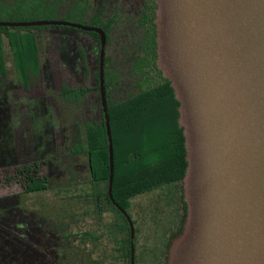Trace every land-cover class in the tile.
<instances>
[{
	"label": "trees",
	"instance_id": "16d2710c",
	"mask_svg": "<svg viewBox=\"0 0 264 264\" xmlns=\"http://www.w3.org/2000/svg\"><path fill=\"white\" fill-rule=\"evenodd\" d=\"M156 7L154 0H147L143 16L138 20V32H133L128 30L127 22L119 26L117 16L105 15L107 3L95 8L87 0H0V22L62 20L99 28L106 36L104 98L113 148L112 195L124 211L131 212L135 198L149 193H158V197L152 206L137 213L138 219L132 223V239L125 216L115 210L108 217V208H104V264H130L131 241L134 264H140L142 259L138 261L136 249L142 252L146 247L139 243V238L148 239L150 234L145 235L143 230L150 229L162 239L161 251L156 256L150 248L147 250L152 255L151 263L167 264L168 248L183 231L186 220L184 136L178 124L179 103L170 82L156 64ZM51 28L0 26V89L6 79L26 87L30 76L38 74L42 53L39 38L45 29ZM81 33L99 44V34ZM113 33L117 34L116 38ZM94 79L98 82V71ZM92 92H97L99 97V87H63L56 96L63 143L58 145L52 159L65 175L55 173L48 178L42 163L35 171L32 165L24 168V177L21 173L12 176L28 179L31 174L38 180L29 203L35 212L51 221L63 246L70 218L77 224L78 238L81 236L83 189L77 168L82 165L86 141L89 150L99 154V163L104 168L102 193L107 199L109 142L105 118L101 112L100 121L88 120L83 108ZM145 216L150 226L145 223Z\"/></svg>",
	"mask_w": 264,
	"mask_h": 264
},
{
	"label": "water",
	"instance_id": "95a60500",
	"mask_svg": "<svg viewBox=\"0 0 264 264\" xmlns=\"http://www.w3.org/2000/svg\"><path fill=\"white\" fill-rule=\"evenodd\" d=\"M156 64L178 101L186 168L183 231L167 264H264V0H154ZM4 27L64 26L99 34L104 98L105 34L67 21L0 22ZM130 264H134L131 241Z\"/></svg>",
	"mask_w": 264,
	"mask_h": 264
},
{
	"label": "flooded vegetation",
	"instance_id": "af4514ba",
	"mask_svg": "<svg viewBox=\"0 0 264 264\" xmlns=\"http://www.w3.org/2000/svg\"><path fill=\"white\" fill-rule=\"evenodd\" d=\"M89 6H94L93 0H87ZM110 1V0H106ZM101 4L99 7H102L105 3ZM147 0H143L141 8L138 9L139 15L136 17L135 22L138 24V20L143 16L144 9L146 6ZM97 7V8H99ZM106 16L115 15L117 16V21L121 20V17L114 10L110 11L106 8ZM62 21V20H55ZM73 23V22H71ZM78 24V23H76ZM128 24V23H127ZM83 25V24H82ZM53 30H69L76 33H79L83 36L85 32L80 29H73L70 27L64 26H52ZM88 37V36H87ZM90 40V38L88 37ZM100 39V36H99ZM91 41V40H90ZM106 41V36H105ZM97 46L98 56L96 58L97 63V71L99 73V44L94 43ZM106 49V42H105ZM104 49V53H105ZM78 56L81 60L83 58V54L80 50H78ZM39 62V71L38 74L44 73L46 76L44 80L47 82L52 73V70H47L45 68L44 56H40ZM98 59V61H97ZM8 80V79H6ZM9 85H13L16 87H21L19 83L13 82V80H8ZM6 83V81H5ZM3 83L2 86L6 85ZM8 85V86H9ZM97 87H99V81L97 82ZM85 88V87H82ZM87 88V87H86ZM105 90V84H104ZM99 116L97 119L93 120H101V100H100V92H99ZM8 111V109H7ZM1 115V112H0ZM12 115L6 112L5 118L3 120V125L5 126L8 135L7 139L1 136L2 141H0L1 148H3L0 152V160L4 162V166H8L12 160L13 156H15V152L17 149V145L14 140H11V132L7 129V126L11 124L10 118ZM37 117L39 118V123L36 122V117H31L30 126L33 129L30 130L29 133H32L37 138L36 144H31L27 147V156H30L31 159H28L29 163L22 166V168L15 167V170H3V178L0 180L1 189H5V194L0 196V264H104V216L105 212L104 208L107 209V216L109 217L111 214H115V210L120 213V210L114 205L112 200L108 195V181H109V162H108V180H107V199L104 197L102 193V176L104 175V168L99 163V154H94L93 151L89 150L87 146V141L85 142V151L83 155L82 162V170H81V183L83 189V211L81 218V228H80V238H78V234L75 233V229L77 228V224L74 223V220L70 218L68 220V233H67V241L63 246L61 244L60 236H58L55 228L52 226L51 221L41 213H37L32 209V205H30L29 200L31 195L36 193L34 191L35 186L38 185V180L32 176L26 179H16L13 178V175L16 173H21L24 177L26 176L24 173V168L28 165H32L33 171L35 168L40 166L42 163L45 165L47 169L48 178H52L56 173V165L53 164L54 152L50 155L47 154V157L41 158V156H37L39 154V150H45L47 147V143L49 144L52 141L46 140L49 138V125L46 121L43 120V116L41 113H38ZM34 119V120H33ZM37 120V121H38ZM31 128V127H30ZM6 132V133H7ZM24 133H22L23 135ZM28 134V133H27ZM40 139V140H39ZM46 140V142H45ZM63 140L61 141V144ZM39 149V150H38ZM53 149H55L53 147ZM51 149V150H53ZM57 150V149H56ZM5 152V153H4ZM44 154V153H43ZM6 168V167H5ZM54 171H51V169ZM114 173V166H113ZM46 183V182H44ZM113 183V181H112ZM16 187L17 190H12L13 187ZM97 188V191L95 190ZM101 188V189H99ZM112 193V187H111ZM113 201L116 203L112 195ZM108 200V201H107ZM134 201V200H133ZM122 208V207H121ZM123 209V208H122ZM124 210V209H123ZM103 211V212H102ZM126 214L130 217L132 223L134 218L130 215V211H126ZM121 214V213H120ZM122 215V214H121ZM123 216V215H122ZM124 217V216H123ZM126 220V219H125ZM127 222V221H126ZM128 224V223H127ZM116 229L118 228V223H115ZM145 249L142 248L141 254V263L140 264H156L151 263L152 255H149L147 251L149 249V245L146 240L143 243ZM116 245H113L114 249L117 250ZM161 251V249H160ZM157 254H155L156 256Z\"/></svg>",
	"mask_w": 264,
	"mask_h": 264
},
{
	"label": "rangeland",
	"instance_id": "374dc122",
	"mask_svg": "<svg viewBox=\"0 0 264 264\" xmlns=\"http://www.w3.org/2000/svg\"><path fill=\"white\" fill-rule=\"evenodd\" d=\"M105 1L93 0L92 4L97 8ZM142 2L143 0H110L107 8L119 14L122 19L119 26L127 22L128 30L138 32L135 19L139 15L138 9L141 8ZM116 35V33H113L114 38H116ZM39 44L42 51L41 55L44 56L46 61L44 63L45 68L48 71L52 70L49 78H47L48 81L44 80L46 77L44 73H39L36 76H30V82L26 87L9 85V81L5 80L6 85L1 86L0 89V141L3 138L7 139L8 135L3 125L7 112L12 115L9 121L11 124L7 126V129L11 132L10 139L14 140L17 145L15 156H13V160L8 166H4V162L0 160V172H3V168L11 171L15 170V167L22 168V166L29 163L28 159L31 158L27 156V147L31 146V144H36L38 138L37 135L35 137L32 133H29L33 129L29 120L31 121V117H36V122L39 123L38 113L42 114L43 120L49 125V138L47 137L46 140H50L52 143H47L45 150L42 149L40 151L38 149L39 154L37 156H41V158L47 157V154L50 155L54 150L56 151L58 145L61 144V135L63 134V130L58 126L56 96L63 87H87L89 89H96L97 87V82L94 79V74L97 72V46L87 36L69 30L45 29L39 38ZM78 50L83 54L81 60L78 56ZM99 102L97 92H92L87 97L83 108L85 117L88 120L97 119L99 116ZM22 133L24 134L22 135ZM2 149L0 144V152L3 151ZM77 169L81 172L82 166ZM51 171H54V169L52 168ZM56 173L62 174V176L65 175L63 170L61 171L57 165ZM12 190H17V188L14 186ZM2 194H5V189L0 188V196ZM157 195L158 193H149L135 198L133 211L130 212L131 216L134 219H138L137 213L152 206L158 197ZM146 220L145 216L144 221L150 226V220ZM143 232L145 235L150 234V237L148 236V239H145V236L139 238V243H144V240H146L152 253L158 254L162 239L158 234H153L154 231L151 229L143 230ZM136 250L138 261H140L142 252L138 248Z\"/></svg>",
	"mask_w": 264,
	"mask_h": 264
}]
</instances>
